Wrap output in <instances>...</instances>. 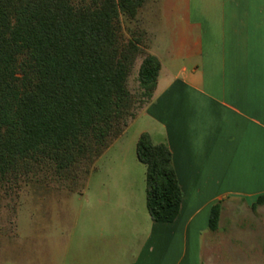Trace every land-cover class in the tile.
Segmentation results:
<instances>
[{
    "label": "crops",
    "instance_id": "0c3cea01",
    "mask_svg": "<svg viewBox=\"0 0 264 264\" xmlns=\"http://www.w3.org/2000/svg\"><path fill=\"white\" fill-rule=\"evenodd\" d=\"M140 15L162 66L154 96L75 193L74 219L43 218L33 264H205L213 206L264 196V0H153ZM143 133L172 153L184 194L173 223L148 211Z\"/></svg>",
    "mask_w": 264,
    "mask_h": 264
},
{
    "label": "trees",
    "instance_id": "16d2710c",
    "mask_svg": "<svg viewBox=\"0 0 264 264\" xmlns=\"http://www.w3.org/2000/svg\"><path fill=\"white\" fill-rule=\"evenodd\" d=\"M147 1L0 0V183L90 174L136 118L129 79L141 57V95L151 102L161 62L135 32L126 40L122 27ZM137 158L147 167L152 219L175 222L184 194L169 147L143 133ZM263 204L260 196L252 210ZM221 215L218 203L212 232Z\"/></svg>",
    "mask_w": 264,
    "mask_h": 264
},
{
    "label": "rangeland",
    "instance_id": "374dc122",
    "mask_svg": "<svg viewBox=\"0 0 264 264\" xmlns=\"http://www.w3.org/2000/svg\"><path fill=\"white\" fill-rule=\"evenodd\" d=\"M122 27L126 40L132 37L133 32L141 37L142 48L146 52L150 36H146L148 22L144 16L140 15L136 20L123 16ZM142 62V57L137 60L129 79L130 91L137 101L136 118L149 104L141 95L143 90L138 78ZM142 124L140 121L135 123L124 141L129 142L134 133L143 128ZM94 168L95 165L91 172ZM99 174L96 172L93 179ZM89 175L83 172L74 182L60 181L43 174L0 183V264H33L43 218L48 220L56 213L55 210L59 212L61 209L74 219L83 205L80 195L75 193L85 189ZM224 205L219 230L206 231L202 235L205 264H264V206L254 211L240 199H229ZM53 223L57 225V221ZM68 230L64 225L61 227L62 234Z\"/></svg>",
    "mask_w": 264,
    "mask_h": 264
}]
</instances>
